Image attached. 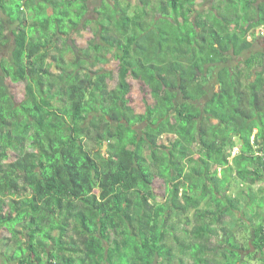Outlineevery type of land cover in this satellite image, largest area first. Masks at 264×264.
<instances>
[{"label": "trees", "instance_id": "obj_1", "mask_svg": "<svg viewBox=\"0 0 264 264\" xmlns=\"http://www.w3.org/2000/svg\"><path fill=\"white\" fill-rule=\"evenodd\" d=\"M87 11L0 0L1 264H264V0Z\"/></svg>", "mask_w": 264, "mask_h": 264}, {"label": "rangeland", "instance_id": "obj_2", "mask_svg": "<svg viewBox=\"0 0 264 264\" xmlns=\"http://www.w3.org/2000/svg\"><path fill=\"white\" fill-rule=\"evenodd\" d=\"M87 1V6H88V11L87 14L85 15L84 19L86 20H90V23H88V25H86V27L82 28L81 26L79 27L80 31L79 32H75L73 34V38L76 41V43L80 44H85V42L88 39H91L94 36V28L96 27V19L98 17V14L96 12V8L98 7V5L100 4L101 0H86ZM132 4H136L137 0H131ZM199 5L205 6V5H209L211 3V0H198ZM6 34V41L5 43L1 46L0 48V58L1 57H6L9 55V51L11 50V48H13L14 43H13V38L11 36V32L10 30H6L5 32ZM10 86V90L14 91V92H18V96L17 98H21L22 97V93L21 90L17 91V88L15 87V85H11ZM130 96H131V103L138 107L141 103V94L139 92V89L135 86L133 87V89L130 92ZM143 126V124H139L136 126V128L141 129V127ZM237 184V185H236ZM163 186L164 183L161 181H157L156 182V186L155 189L156 191L159 192V194L157 195L158 199L161 200L162 199V190H163ZM241 189V187L238 185L237 182H235L233 184V186L231 187V192H237ZM13 233L6 230V229H2L0 230V264L4 263V259H5V255L7 254L5 252V247H4V241H6V237H13ZM250 264H259L257 261H251Z\"/></svg>", "mask_w": 264, "mask_h": 264}, {"label": "crops", "instance_id": "obj_3", "mask_svg": "<svg viewBox=\"0 0 264 264\" xmlns=\"http://www.w3.org/2000/svg\"><path fill=\"white\" fill-rule=\"evenodd\" d=\"M249 39H251L253 42V48L250 52L258 56V60L256 61L258 65H256V67L260 68L259 65H261L262 61H264V30L263 28L257 27L253 29L249 34ZM247 55L248 53L247 54L245 53L243 56H247ZM256 131H257V128L253 130L252 138L254 137V134L256 133ZM236 151H237V147L234 148L233 154ZM235 182H237L241 188L245 189V192L243 193L242 197L247 198L248 197L246 193V191L248 190L247 184L239 182V181H235ZM251 190L255 192L254 195H256L257 197L264 196V180L258 181L254 183L253 185H251ZM258 263H260L259 260H258Z\"/></svg>", "mask_w": 264, "mask_h": 264}, {"label": "water", "instance_id": "obj_4", "mask_svg": "<svg viewBox=\"0 0 264 264\" xmlns=\"http://www.w3.org/2000/svg\"><path fill=\"white\" fill-rule=\"evenodd\" d=\"M0 86H2L7 92H9L8 85L6 84L3 76H0ZM253 250H254V247L251 246L249 250H246V253H248L249 251H253Z\"/></svg>", "mask_w": 264, "mask_h": 264}, {"label": "built area", "instance_id": "obj_5", "mask_svg": "<svg viewBox=\"0 0 264 264\" xmlns=\"http://www.w3.org/2000/svg\"><path fill=\"white\" fill-rule=\"evenodd\" d=\"M263 33V32H262Z\"/></svg>", "mask_w": 264, "mask_h": 264}]
</instances>
